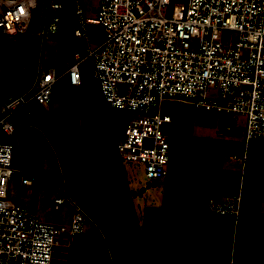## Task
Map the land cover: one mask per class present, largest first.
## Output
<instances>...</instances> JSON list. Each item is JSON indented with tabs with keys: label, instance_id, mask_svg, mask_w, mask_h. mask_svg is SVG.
<instances>
[{
	"label": "built area",
	"instance_id": "obj_1",
	"mask_svg": "<svg viewBox=\"0 0 264 264\" xmlns=\"http://www.w3.org/2000/svg\"><path fill=\"white\" fill-rule=\"evenodd\" d=\"M63 19L75 42L74 61L64 73L79 84L80 65L89 63L102 103L132 114L115 151L122 164L141 166L149 181L168 175L171 117L162 111L164 103L242 119L246 142L264 138V0H0V43L38 55L28 88L0 95V264H52L64 240L88 228L101 238L100 264H114L104 231L69 191L61 170L54 201L69 205L65 223L42 220L32 200L8 195L14 132L26 125L19 114L48 104L62 76L55 67L42 69L41 54ZM89 23L103 29L97 44L89 40ZM18 172L23 184L37 177L30 169ZM243 178L242 168L234 192L209 196L197 209L237 217Z\"/></svg>",
	"mask_w": 264,
	"mask_h": 264
},
{
	"label": "crops",
	"instance_id": "obj_2",
	"mask_svg": "<svg viewBox=\"0 0 264 264\" xmlns=\"http://www.w3.org/2000/svg\"><path fill=\"white\" fill-rule=\"evenodd\" d=\"M61 33L48 37L41 54L42 69L62 74L51 101L19 114L26 125L14 132L9 197L32 200L42 220L67 222L69 205L54 201L61 170L69 191L104 231L114 264H264V138L246 142L242 119L164 103L171 117L168 175L138 192L134 173L143 168L122 164L115 151L132 114L102 103L89 63L80 65V83H70L64 72L74 61L75 42ZM37 59L16 43H0V95L28 88ZM242 168L237 217L197 209L209 196L234 192ZM20 169L35 171L36 179L23 184ZM64 243L52 264H100L102 241L91 228Z\"/></svg>",
	"mask_w": 264,
	"mask_h": 264
},
{
	"label": "rangeland",
	"instance_id": "obj_3",
	"mask_svg": "<svg viewBox=\"0 0 264 264\" xmlns=\"http://www.w3.org/2000/svg\"><path fill=\"white\" fill-rule=\"evenodd\" d=\"M82 1H84L85 3H87V2H93V1H96V0H82ZM69 17H71V16L69 15ZM69 19L70 18H68L67 20L69 21ZM60 31H62V33L60 35L65 34V36H67V35L70 34L69 23L67 24L65 22V19H63V21H62V28L60 29ZM87 34H88V37H89L90 42L92 44H97L98 41L100 42L102 40L103 35H104V32H103V29L99 25H97L95 23H89L87 25ZM60 35H59V37H61ZM57 37H58V35H57ZM58 41H59V39H58ZM66 41H67L68 45L71 46V43L68 41V39H66ZM47 65L50 66L51 63L48 62ZM43 72H44V70L42 71V73ZM142 173L143 172L140 170V168L138 169L137 172L134 173V174H136V180L138 181V184H137V187H136V190L138 192H140V190L142 188L141 187L142 185H145V184L147 185V184H151L152 183L147 178H145L144 174H142Z\"/></svg>",
	"mask_w": 264,
	"mask_h": 264
},
{
	"label": "water",
	"instance_id": "obj_4",
	"mask_svg": "<svg viewBox=\"0 0 264 264\" xmlns=\"http://www.w3.org/2000/svg\"><path fill=\"white\" fill-rule=\"evenodd\" d=\"M156 184H157V182H156V181H153L151 184H147L146 186H147V187H149V186H155ZM146 186H145V187H146ZM145 187H144V188H141V190H144Z\"/></svg>",
	"mask_w": 264,
	"mask_h": 264
},
{
	"label": "trees",
	"instance_id": "obj_5",
	"mask_svg": "<svg viewBox=\"0 0 264 264\" xmlns=\"http://www.w3.org/2000/svg\"><path fill=\"white\" fill-rule=\"evenodd\" d=\"M43 129V128H42Z\"/></svg>",
	"mask_w": 264,
	"mask_h": 264
}]
</instances>
